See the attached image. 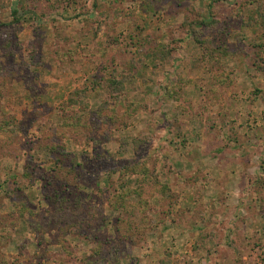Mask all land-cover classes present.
<instances>
[{"label":"rangeland","instance_id":"obj_1","mask_svg":"<svg viewBox=\"0 0 264 264\" xmlns=\"http://www.w3.org/2000/svg\"><path fill=\"white\" fill-rule=\"evenodd\" d=\"M0 264H264V0H0Z\"/></svg>","mask_w":264,"mask_h":264},{"label":"crops","instance_id":"obj_2","mask_svg":"<svg viewBox=\"0 0 264 264\" xmlns=\"http://www.w3.org/2000/svg\"><path fill=\"white\" fill-rule=\"evenodd\" d=\"M224 96L225 98H229L230 99V94L229 95H225L224 92H220L219 96H216L217 99L215 100V112H222V113H228L229 107L234 105L232 102L229 103L227 100L224 101Z\"/></svg>","mask_w":264,"mask_h":264},{"label":"trees","instance_id":"obj_3","mask_svg":"<svg viewBox=\"0 0 264 264\" xmlns=\"http://www.w3.org/2000/svg\"><path fill=\"white\" fill-rule=\"evenodd\" d=\"M16 13V12H15ZM16 20H19V19H16Z\"/></svg>","mask_w":264,"mask_h":264}]
</instances>
